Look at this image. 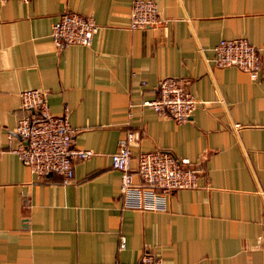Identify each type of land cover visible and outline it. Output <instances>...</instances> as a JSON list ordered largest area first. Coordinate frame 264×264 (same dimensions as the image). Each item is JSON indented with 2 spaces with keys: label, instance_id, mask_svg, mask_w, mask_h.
<instances>
[{
  "label": "crops",
  "instance_id": "crops-1",
  "mask_svg": "<svg viewBox=\"0 0 264 264\" xmlns=\"http://www.w3.org/2000/svg\"><path fill=\"white\" fill-rule=\"evenodd\" d=\"M155 2L162 24L129 29L131 0H0V264H133L146 249L163 264H264V66L251 78L212 61L222 38L264 44V0ZM63 10L93 15L91 44L55 46ZM165 76L200 100L185 122L140 104ZM29 88L92 151L69 183L12 151ZM127 129L132 168L165 148L201 169L198 185L170 191L162 209L124 206L110 154Z\"/></svg>",
  "mask_w": 264,
  "mask_h": 264
},
{
  "label": "built area",
  "instance_id": "built-area-1",
  "mask_svg": "<svg viewBox=\"0 0 264 264\" xmlns=\"http://www.w3.org/2000/svg\"><path fill=\"white\" fill-rule=\"evenodd\" d=\"M163 21L155 0H131L129 29L153 27ZM98 27L91 13L63 10L51 25L50 36L56 47L68 44L89 45ZM212 49V61L216 65L237 66L251 78H257L264 66V44L255 45L245 37L222 38ZM156 91L155 97L144 99L140 104L150 106L158 115L172 118L176 122L189 120L200 102L183 77L161 78ZM20 97L21 107L26 113L17 120L13 130L19 140L12 151L37 177L55 173L60 176L62 183L71 182L77 158L89 156L92 151L75 146L77 129L69 123L66 112H50L41 90L24 89ZM13 132L8 134L9 139ZM137 139V132L127 129L119 137L116 150L110 154L111 166L120 171L119 191L124 206L162 209L167 193L198 185L201 169L191 164L189 158L177 157L165 148L139 152L136 166L132 168L130 145ZM134 174L138 177L137 182L133 181ZM123 245L124 240L121 239L120 247ZM133 264L163 263L146 249L139 261Z\"/></svg>",
  "mask_w": 264,
  "mask_h": 264
}]
</instances>
